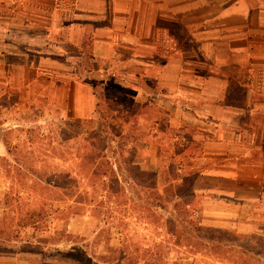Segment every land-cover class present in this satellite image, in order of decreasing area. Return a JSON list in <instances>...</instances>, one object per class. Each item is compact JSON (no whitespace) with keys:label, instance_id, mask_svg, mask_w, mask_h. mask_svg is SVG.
<instances>
[{"label":"crops","instance_id":"0c3cea01","mask_svg":"<svg viewBox=\"0 0 264 264\" xmlns=\"http://www.w3.org/2000/svg\"><path fill=\"white\" fill-rule=\"evenodd\" d=\"M89 66L119 68L132 92L136 104L122 105L116 123L154 101L159 118L134 157L160 161L151 139L174 132L178 180L183 151L184 164L207 165L190 174L193 192L229 201L221 215L240 231L264 226V0H0L8 90L19 85L64 119L87 122L99 99L80 72ZM128 139L133 150L137 138Z\"/></svg>","mask_w":264,"mask_h":264},{"label":"rangeland","instance_id":"374dc122","mask_svg":"<svg viewBox=\"0 0 264 264\" xmlns=\"http://www.w3.org/2000/svg\"><path fill=\"white\" fill-rule=\"evenodd\" d=\"M87 70L89 76L84 75ZM80 72L84 78L90 77L88 83L99 96L98 117L83 123L64 119L47 99L27 98L19 85L8 90L9 85L0 81V264H228L187 245V232L197 235L186 222L191 218L201 226L264 239V226L240 231L221 215L229 201L192 191L190 174L204 172L207 165L184 164L183 151L178 160L184 180H178L181 174L169 164L174 132H157L151 139L160 146V161H154L151 152L134 157L149 142V127L159 114L151 101L131 111H139L138 116L128 120L129 114L123 111L127 119L114 121L122 105L130 109L136 104L132 92L119 84V68L89 66ZM108 73L115 76L108 78ZM195 127L190 124L189 133ZM101 128V137L86 142ZM123 133L127 134L125 143L129 136L137 138L133 152L131 146L120 144ZM123 155L137 164L128 167ZM95 166L106 175L88 186L80 175L83 170L92 172ZM184 167L189 175L184 174ZM50 177L59 186L69 183V187L55 189L31 181ZM40 209L39 230L27 226L20 227V233H11L26 224L27 211ZM32 231L48 241H27ZM122 239H129L127 246ZM240 240L239 245L264 253L259 245ZM142 248L153 257L138 259ZM253 264H264V259Z\"/></svg>","mask_w":264,"mask_h":264},{"label":"trees","instance_id":"16d2710c","mask_svg":"<svg viewBox=\"0 0 264 264\" xmlns=\"http://www.w3.org/2000/svg\"><path fill=\"white\" fill-rule=\"evenodd\" d=\"M92 89L94 91V93L96 94V96H98V94L95 91V87L94 85H92ZM99 98V96H98ZM102 136V128L99 130V132L97 133H93L92 135L89 136V138L86 140V142L90 139H95L97 137H101ZM120 144L124 145L125 141H127V139H124L123 136L120 137ZM133 152V150H132ZM125 158V156L123 155V159ZM95 159H93L92 161H89L90 163H94ZM127 163V166L130 167L129 165H133L132 161L130 159L126 158L124 159ZM89 163V164H90ZM97 164V163H96ZM96 170V172H95ZM84 174L81 173V178L86 180V185L90 186L92 185V181L94 179H96L98 176H104L106 175V173L104 174V171L99 173L97 172V166H95L94 170L92 172H89L87 170H83ZM162 180V178L160 179ZM33 182H40L43 186L46 187H52L55 189H65L67 187H69V183H66L64 186H59L57 184V181L55 179H53L52 177L50 178H39L37 180H32ZM88 182H90L91 184H89ZM160 182V181H158ZM162 183V181H161ZM179 183H176L177 186ZM160 185V183H159ZM67 186V187H66ZM156 190V189H155ZM105 191V190H104ZM163 194V193H162ZM166 202L168 200H165ZM41 211L43 210H31V211H27L26 215L24 216V220H25V225L20 226L18 229H12L11 233H20V231H22L21 228H26L27 226L30 227L32 230H39V228L41 227V218H40V213H42ZM45 217H47L46 212H44ZM191 217H193V215H191ZM182 218H184V211H183V215ZM182 220V219H181ZM178 222V221H176ZM182 222H184V220H182ZM187 224L190 223V229H194L195 232L197 233V235H192L189 232H187V235L185 236L184 240L186 241L187 245H189L190 247L194 248L195 251H202L204 250L205 252H208V254L211 255H215L217 258L224 260L226 263L228 264H253V261H260V259H264V253L263 251H256L257 249H250L247 248L245 246L239 245L241 242V238H244L245 241L247 240L248 245L252 244L253 246L255 245H259L260 249L264 250V239L262 237L258 236H254V235H243V234H239L236 231L233 230H223V229H218V228H211V227H206V226H201V224L197 221V219H187ZM182 226V225H181ZM21 227V228H20ZM44 227V226H43ZM20 230V231H19ZM46 230V229H42ZM34 231H32V233L30 235H27V241H29L30 239H36L37 242H47L48 240H46L45 237H36V235H34ZM54 235H60V233H55ZM16 237V235H14ZM53 236V235H52ZM177 237V235H175ZM175 237V238H176ZM60 238V236L58 237ZM129 239H122V243L124 242V244L127 246V244L125 243L126 241H128ZM177 241V240H175ZM128 247H131L130 245ZM147 250L142 248L139 251V254H137V258L138 259H146V258H152L153 256H151L150 253L146 254ZM126 254V253H124ZM128 255V254H126ZM155 258H156V254L154 253Z\"/></svg>","mask_w":264,"mask_h":264},{"label":"built area","instance_id":"2783aa9c","mask_svg":"<svg viewBox=\"0 0 264 264\" xmlns=\"http://www.w3.org/2000/svg\"><path fill=\"white\" fill-rule=\"evenodd\" d=\"M113 76H115L114 73H108V78H111V77H113Z\"/></svg>","mask_w":264,"mask_h":264}]
</instances>
